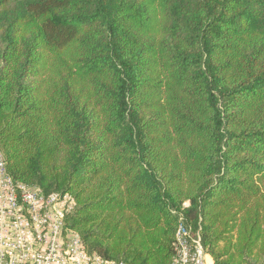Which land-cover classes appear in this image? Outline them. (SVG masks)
Returning a JSON list of instances; mask_svg holds the SVG:
<instances>
[{"label":"trees","instance_id":"obj_1","mask_svg":"<svg viewBox=\"0 0 264 264\" xmlns=\"http://www.w3.org/2000/svg\"><path fill=\"white\" fill-rule=\"evenodd\" d=\"M0 149L91 253L264 262V0H0Z\"/></svg>","mask_w":264,"mask_h":264},{"label":"built area","instance_id":"obj_2","mask_svg":"<svg viewBox=\"0 0 264 264\" xmlns=\"http://www.w3.org/2000/svg\"><path fill=\"white\" fill-rule=\"evenodd\" d=\"M189 206L185 202L183 210ZM76 207L70 193L45 194L15 181L0 149V264H125L89 252L79 233L67 227ZM174 213L178 227L171 264H216L201 232H193L183 211Z\"/></svg>","mask_w":264,"mask_h":264}]
</instances>
